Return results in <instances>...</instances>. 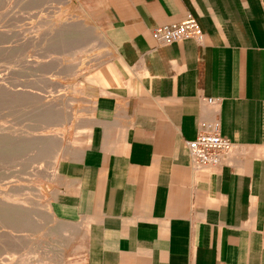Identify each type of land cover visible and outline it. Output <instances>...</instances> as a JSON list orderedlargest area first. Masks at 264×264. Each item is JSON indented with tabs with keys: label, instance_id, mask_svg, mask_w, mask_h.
I'll return each instance as SVG.
<instances>
[{
	"label": "crops",
	"instance_id": "0c3cea01",
	"mask_svg": "<svg viewBox=\"0 0 264 264\" xmlns=\"http://www.w3.org/2000/svg\"><path fill=\"white\" fill-rule=\"evenodd\" d=\"M197 17L202 39L150 29ZM110 81L49 210L85 264H264V0H107ZM211 99L210 101L208 99ZM217 127V166L186 141Z\"/></svg>",
	"mask_w": 264,
	"mask_h": 264
},
{
	"label": "rangeland",
	"instance_id": "374dc122",
	"mask_svg": "<svg viewBox=\"0 0 264 264\" xmlns=\"http://www.w3.org/2000/svg\"><path fill=\"white\" fill-rule=\"evenodd\" d=\"M106 8L0 0V264H85L81 231L54 219L49 201L110 81Z\"/></svg>",
	"mask_w": 264,
	"mask_h": 264
},
{
	"label": "built area",
	"instance_id": "2783aa9c",
	"mask_svg": "<svg viewBox=\"0 0 264 264\" xmlns=\"http://www.w3.org/2000/svg\"><path fill=\"white\" fill-rule=\"evenodd\" d=\"M150 35L158 45L168 46L183 39L200 41L203 30L197 17L187 13L180 21L151 28ZM186 147L193 165L217 166L222 157L234 147V142L221 136L217 127H212L198 131L192 140L186 141Z\"/></svg>",
	"mask_w": 264,
	"mask_h": 264
},
{
	"label": "bare ground",
	"instance_id": "6f19581e",
	"mask_svg": "<svg viewBox=\"0 0 264 264\" xmlns=\"http://www.w3.org/2000/svg\"><path fill=\"white\" fill-rule=\"evenodd\" d=\"M5 209H6V208H5ZM14 209H15V207L13 208V210H14ZM9 210H10V208H9ZM9 210H6V212L9 211ZM13 210H12V212H13ZM18 210H19V209H18ZM14 211L17 212V210H14ZM6 212L4 211V214H6ZM22 212H23V211H20V212H19L20 215L22 214ZM13 213H14V212H13ZM13 213H11L9 216H12ZM23 214H24V212H23ZM14 215L16 216V213H14ZM17 215H18V213H17ZM7 216H8V215L6 214V218H9V219H10V217H9V216L7 217ZM15 216H14L15 219L20 218L19 216H17L18 218H16ZM25 216H26V215H25ZM23 217H24V216H23ZM4 218H5V217H4ZM4 218H3V219H4ZM14 218H12V219H14ZM24 218H25V217H24ZM23 220H24V219H23ZM10 221H11V220H10ZM13 221H14V220H13ZM60 250H61V249H60ZM57 257H58V256H57ZM9 260H10V259H9Z\"/></svg>",
	"mask_w": 264,
	"mask_h": 264
}]
</instances>
